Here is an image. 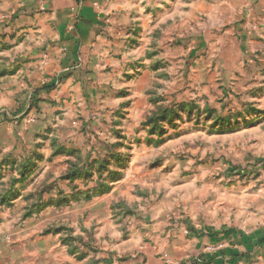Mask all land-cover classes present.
Instances as JSON below:
<instances>
[{
	"label": "rangeland",
	"instance_id": "rangeland-1",
	"mask_svg": "<svg viewBox=\"0 0 264 264\" xmlns=\"http://www.w3.org/2000/svg\"><path fill=\"white\" fill-rule=\"evenodd\" d=\"M221 1L151 20L112 101L35 132L0 43V264H245L221 258L264 216V0ZM16 17L0 1L1 34Z\"/></svg>",
	"mask_w": 264,
	"mask_h": 264
},
{
	"label": "crops",
	"instance_id": "crops-1",
	"mask_svg": "<svg viewBox=\"0 0 264 264\" xmlns=\"http://www.w3.org/2000/svg\"><path fill=\"white\" fill-rule=\"evenodd\" d=\"M0 1L17 12L12 33H0V43L9 47L2 77L13 72L23 75L16 87L34 101L25 117V122L32 121L28 130L33 132L37 125L45 128L55 114L62 115L61 108L50 109L57 103L98 108L112 101L117 83L128 80V69L147 63L154 41L151 20L158 19L160 24L173 9L177 19L183 10L199 7L213 17L217 5L224 7L221 0ZM188 11L192 19L197 14ZM11 22L5 20L3 26ZM59 75L64 78L55 85ZM16 89L7 86L12 101ZM22 94L21 103L26 96ZM204 238L210 245L217 242L213 234ZM223 240L224 262L264 264V216L258 226L226 234Z\"/></svg>",
	"mask_w": 264,
	"mask_h": 264
}]
</instances>
